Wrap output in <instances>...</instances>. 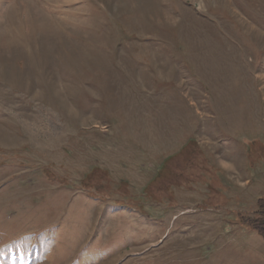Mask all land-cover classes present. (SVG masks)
<instances>
[{
    "label": "rangeland",
    "instance_id": "1",
    "mask_svg": "<svg viewBox=\"0 0 264 264\" xmlns=\"http://www.w3.org/2000/svg\"><path fill=\"white\" fill-rule=\"evenodd\" d=\"M264 0H0V264H264Z\"/></svg>",
    "mask_w": 264,
    "mask_h": 264
},
{
    "label": "trees",
    "instance_id": "2",
    "mask_svg": "<svg viewBox=\"0 0 264 264\" xmlns=\"http://www.w3.org/2000/svg\"><path fill=\"white\" fill-rule=\"evenodd\" d=\"M242 223L251 227L264 241V196L258 197L256 211L252 216L245 218Z\"/></svg>",
    "mask_w": 264,
    "mask_h": 264
}]
</instances>
